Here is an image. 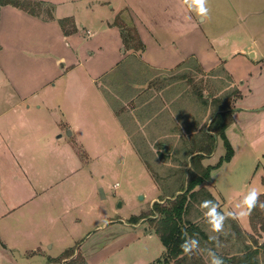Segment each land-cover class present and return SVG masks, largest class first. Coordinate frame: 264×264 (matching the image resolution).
Masks as SVG:
<instances>
[{"label": "rangeland", "instance_id": "obj_1", "mask_svg": "<svg viewBox=\"0 0 264 264\" xmlns=\"http://www.w3.org/2000/svg\"><path fill=\"white\" fill-rule=\"evenodd\" d=\"M186 2L189 4V0ZM63 4H57L64 10L57 13L65 15L69 5ZM78 4L74 2L77 7L75 17L78 19L81 42L87 44L90 42L87 36L97 26V19L104 17L92 11L80 13L81 5ZM206 4L210 11L202 30L212 35L228 32L233 38L235 36V52L231 48L226 52L218 48V51L222 57H227V65L234 71L243 97L237 98L233 104L236 107L233 113L238 111L234 117L237 124L233 123L225 134L235 153L229 162L221 163L218 169L211 172V180L204 183L203 188L217 202V213H238L243 210L241 202L251 188H256L260 195L264 194V120H260L264 116L243 110L245 106L264 107V92L249 96L247 87V84L258 81L251 80L252 76L258 78L261 75L264 82V66L259 58V53H264V2L206 0ZM49 8V5L41 7L43 17L48 14ZM104 10L111 13L109 7ZM127 14L125 10L121 11L118 23L131 27ZM197 20L200 18L197 17ZM66 47L69 51L74 49L68 43ZM89 50H92L91 47L84 48L83 52L87 55ZM253 52L257 53V57L251 59ZM38 55L39 59L51 57L44 56L43 51H39ZM56 55L57 52L53 55L54 59ZM53 72H61L59 64ZM162 75L130 57L97 81L102 86L101 91L93 84V101L87 102L84 110L77 112L76 118H66L75 130L74 147L80 160L77 158L73 162L61 156L64 153L60 154L63 143L55 138L57 130L53 118L55 116L64 121L62 116L66 117V114L60 116L49 105L45 108L53 111L54 116L53 112L44 109L32 113L33 117L40 116L46 120L44 129L49 128L46 134H43L44 130L37 132L36 128L13 133L14 137L29 141H34L29 138L31 135L37 138L24 148L27 158L35 156L31 157L33 161L28 160L33 171L24 175L25 182H21V187L16 186L20 181L19 173H12L8 158L0 157V192L3 183L9 188L11 185L13 190L7 193L8 198L15 204L24 205L23 209L14 213L15 216L12 214L13 225H20L32 217L27 213L21 218L19 215L22 210L25 212L33 208L34 222L42 221L45 226L38 228L40 232L48 228L58 235L54 229L63 223L65 227L69 224V229L66 228L69 232H65L68 235H63L65 238L62 241L54 236V240L44 244L42 253L12 249L8 247L10 242H7L6 248L0 241V264H152L162 259L164 247L159 237L150 230L148 221L139 220L133 224L130 219L149 212L154 202L180 193L177 191L187 180L184 173L186 169H194L193 163H190L192 156L200 149V140L214 114L209 103L211 98L223 97L231 92L238 97L234 89L225 91L229 83L221 68L212 72L216 79H210L195 67L175 70L165 80ZM44 88L57 90L59 81H46ZM158 90L162 97L155 94ZM198 90L203 93L208 106L196 97ZM49 94L48 97L53 96L50 104L59 105L62 99L58 91ZM40 97L43 96L40 94ZM1 101L0 111L8 107ZM240 106H243L242 109ZM30 116L32 123L34 119ZM43 137H51V142L42 143ZM202 141L205 144V140ZM165 150L167 153H164ZM224 154L223 142L217 138L212 154L201 160V165L215 166ZM67 171L74 173L64 180L63 175ZM30 198L33 202L24 203ZM35 203L38 205L34 206ZM64 206L72 209L65 211ZM210 212H205L200 222H207L203 229L209 236H222L218 252L231 256L236 248L242 246V239L237 238L230 227L235 222L244 235L254 236L256 244L251 240L248 242H251L252 248H257L259 263L264 264V234L251 230L249 215L227 217L223 230L217 233L209 225ZM14 219H17L16 222ZM50 223L53 224L50 226ZM227 232L232 233L229 239H226ZM60 247H67L66 250H73L74 254L67 260H60ZM199 250L205 264H211L209 251L204 254L201 248Z\"/></svg>", "mask_w": 264, "mask_h": 264}, {"label": "crops", "instance_id": "obj_2", "mask_svg": "<svg viewBox=\"0 0 264 264\" xmlns=\"http://www.w3.org/2000/svg\"><path fill=\"white\" fill-rule=\"evenodd\" d=\"M31 1L49 5L48 14L45 17L42 13L34 16L10 5L0 6V101L2 100L1 102L8 106L0 111V157L8 158L12 173H19L20 181L16 185L18 187H21V182H25L24 175L33 171L31 161L28 160H32L31 157L35 155L27 158L24 148L35 140L37 141V138L31 135L29 138L34 141H29L23 137H14L13 133L26 128H36L37 132L44 130L43 134H46L49 129H44L46 120L40 116L33 117L32 113L41 112L43 109L48 112L54 111L60 116L65 113L66 117L62 116L64 121L56 118L54 112L52 114L57 130L55 138L63 143V150L60 148V154L64 153L61 156L65 160L76 161L79 157L74 147L76 144L75 130L66 118L68 116L76 118L77 112L84 110L87 102L93 101L91 90L93 84H95V89L101 91L102 86H99L97 81L106 77L121 61L130 57L138 59L152 71L163 74L164 80L175 70H188L191 67H195L210 79H216L217 77L212 75V72L215 73L221 68L229 84L226 87L227 90H220L219 95L224 90L234 89L237 92V98L243 97L241 87L239 89L236 84L237 77L227 65L228 59H225L227 57H222L218 51V48L222 49V52L231 48L230 50L235 52L233 40L235 36L233 38L232 33L228 32L219 35L204 32L202 27L206 19L198 21V15L186 0H62L57 3L55 1L59 0ZM259 1L264 2V0ZM74 2L81 5L80 13H91L92 11L104 17L97 19V26L91 29L92 33L87 36L90 39L87 44H82L80 39L78 19L75 17L77 7ZM60 3L69 5L68 13L65 15L57 13L64 11L57 5ZM105 7H109L111 13L105 11ZM124 10L131 20V27L135 29L144 46L141 51L125 50L123 47L120 30L114 25V21ZM49 13L51 17H48ZM63 19L72 20L75 28L72 34H64L59 24V21ZM67 43L74 47L72 51L67 49ZM88 47L92 50H89L86 55L83 49ZM39 51H43L44 56L50 55L51 57L39 59ZM55 52H57V57L54 59ZM251 55V59L257 57L256 52ZM259 58L264 66V53H259ZM58 64L61 72H53V68L58 67ZM254 79L258 80L255 84H247L249 96L264 92L261 75L258 78L252 76L251 80ZM46 81H59V88L57 90L45 89ZM51 85L54 86V83ZM53 91H58L60 94L62 100L59 105L50 104L53 96L48 97V95H50L49 92L54 93ZM40 94L43 97H40ZM155 94L162 97L159 90ZM237 98L233 99L231 104L233 112L236 109L233 104ZM48 105L53 111L45 108ZM242 107L240 106L241 109ZM243 108L249 113L264 116V107L245 106ZM235 113H232V118L236 125ZM29 116L34 119L32 123L29 121ZM43 138L42 143L51 142V137ZM18 161L20 163L17 164ZM73 173V171H67L63 175L64 180ZM12 188L11 185L9 188L3 183L0 192V241L5 247L8 245L7 242H10L11 245L8 247L12 249L23 248L25 251L42 253L44 244L54 240V236L62 241L68 235L65 232H69L66 231V228L69 229V224L65 227L64 223L53 228L54 232L58 231V235L50 232L48 228L40 232L38 228L45 226L42 221L34 222L35 209L33 208L25 212L22 210L19 215L21 218L22 214L27 213L32 217H28L27 221L20 225H13L12 214L23 209L24 205L23 203L15 204L8 198L7 193L11 192ZM27 193L25 191L26 195ZM33 199L30 198L24 203H31ZM33 205H38V203ZM63 208L65 211L72 209L68 206ZM14 220L16 222L17 219ZM73 222L77 220L73 219ZM52 224L50 223V226ZM44 236L45 239H42ZM52 244L49 249L52 248ZM66 249L67 247H60L58 252L62 254ZM45 255L55 260L50 255Z\"/></svg>", "mask_w": 264, "mask_h": 264}, {"label": "trees", "instance_id": "obj_3", "mask_svg": "<svg viewBox=\"0 0 264 264\" xmlns=\"http://www.w3.org/2000/svg\"><path fill=\"white\" fill-rule=\"evenodd\" d=\"M6 5L13 6L35 16L42 13L41 7L45 4L31 0H0V6ZM48 17H51L50 13ZM118 21L119 16L116 17L114 25L120 30L125 50H143L144 46L135 29L126 27L121 22L118 23ZM59 24L66 35L75 31L71 19L60 20ZM68 27L69 29H67ZM195 94L202 104L205 106L209 105L200 90ZM235 98L237 97H235L234 92L228 93L223 97L211 98L209 103L214 109V114L207 125V130L203 133V139L200 140V149H197L195 151L196 155L192 156L190 163H193L194 169H186L184 173L187 180H185L184 186L177 191L180 193L176 196L171 195L169 199H161L159 202H154L149 212L130 219L133 224H136L139 220L146 219L150 230L159 237L164 247L162 259L152 264H205L199 248L203 250L204 254L209 249H212L218 256L223 258L224 264H260L257 248H252L251 242H248V240H251L256 244L254 236L244 235L235 222L231 223L230 227L234 235L242 239V246L236 248L231 253V256L217 251L219 240L222 236H219L218 242L212 240L211 236L203 229V227L206 228L207 222H200L205 212H210L213 207L217 206L214 197L208 190L203 188V184L210 182V175L213 170L218 169L221 163L229 162L234 155V151L225 137V131L233 123L231 104ZM217 138L222 140L225 154L215 166L204 167L200 161L212 154ZM202 140H205V144H203ZM204 200L210 201V203L205 206L202 204ZM259 202H264V194L258 197L257 206L252 209L249 215V225L254 233L264 234V208L259 207ZM231 236L232 233L227 232L226 239ZM193 238L199 241L198 245L189 254L184 253L180 245L182 242L190 241ZM73 254V250H65L60 255V260L69 259Z\"/></svg>", "mask_w": 264, "mask_h": 264}, {"label": "clouds", "instance_id": "obj_4", "mask_svg": "<svg viewBox=\"0 0 264 264\" xmlns=\"http://www.w3.org/2000/svg\"><path fill=\"white\" fill-rule=\"evenodd\" d=\"M189 6L194 7L198 17L203 20L209 14V8L207 7L206 0H189ZM260 193L256 188H251L248 191V194L242 200L243 210L238 213L228 212L226 214L217 213L215 207H213L212 211L209 213L210 220L209 225L214 232H221L224 227V220L227 217L239 218L245 217L251 214V211L254 207L257 206L258 197ZM210 201L204 200L202 201L203 205H207ZM259 207L264 208V202H259ZM212 240H216L218 242V237H211ZM199 241L195 238L190 241L186 240L182 242L180 245L183 252L189 254L191 250L198 245ZM209 255L211 257V264H224V260L222 257L218 256L215 251L209 249Z\"/></svg>", "mask_w": 264, "mask_h": 264}, {"label": "water", "instance_id": "obj_5", "mask_svg": "<svg viewBox=\"0 0 264 264\" xmlns=\"http://www.w3.org/2000/svg\"><path fill=\"white\" fill-rule=\"evenodd\" d=\"M164 153H167V150H165V152ZM102 193V192H101ZM178 195V194H177Z\"/></svg>", "mask_w": 264, "mask_h": 264}]
</instances>
